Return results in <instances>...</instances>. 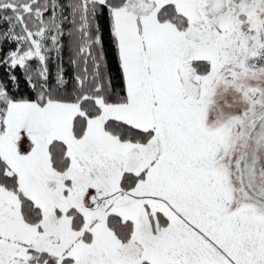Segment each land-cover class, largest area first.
Here are the masks:
<instances>
[{
	"label": "snow or ice",
	"instance_id": "1",
	"mask_svg": "<svg viewBox=\"0 0 264 264\" xmlns=\"http://www.w3.org/2000/svg\"><path fill=\"white\" fill-rule=\"evenodd\" d=\"M0 264H264V0H0Z\"/></svg>",
	"mask_w": 264,
	"mask_h": 264
}]
</instances>
